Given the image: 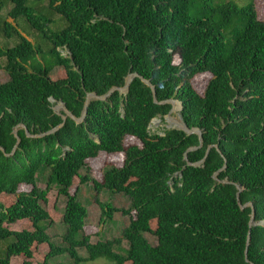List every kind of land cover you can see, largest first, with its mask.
I'll list each match as a JSON object with an SVG mask.
<instances>
[{"label": "trees", "instance_id": "1", "mask_svg": "<svg viewBox=\"0 0 264 264\" xmlns=\"http://www.w3.org/2000/svg\"><path fill=\"white\" fill-rule=\"evenodd\" d=\"M8 1L13 22H3L4 34L18 42L0 46L9 78L0 83V264L19 257L31 264L22 235L48 246L42 264L62 256L69 260L58 264H264V226L250 227L252 208L241 207L252 204L254 221H264V21L254 1L224 2L215 15L192 18L195 0H47L67 23L60 31L29 0ZM22 18L50 49L19 32ZM59 69L65 77L51 78ZM132 74L139 77L127 93L109 94ZM199 74L210 75L202 94L191 81ZM91 93L109 95L90 101L82 123L68 117L47 134L64 122L55 113L60 102L80 119ZM170 100L182 103L186 126L201 131V147L198 134L151 130L155 119L166 123L172 105L162 102ZM128 137L141 145L126 144ZM100 153L125 159L98 181L87 161ZM88 183L128 198L127 209L99 202L101 223L117 212L128 217L119 238L93 243L86 234L89 213L78 195ZM53 190L65 199L57 243L46 209ZM20 222L29 225L23 234L12 229Z\"/></svg>", "mask_w": 264, "mask_h": 264}, {"label": "rangeland", "instance_id": "2", "mask_svg": "<svg viewBox=\"0 0 264 264\" xmlns=\"http://www.w3.org/2000/svg\"><path fill=\"white\" fill-rule=\"evenodd\" d=\"M251 1H254L255 8L257 11L258 18L264 21V0H195L191 6L190 15L192 18L203 16L215 15L213 11L214 7L224 2H234L238 6H245ZM2 6L0 10V46H13L18 41L15 37L11 39V42H8L3 29V22H13L11 19L7 18V12L11 8V3L8 0L2 1ZM28 5L33 7L37 13L46 15L53 19V23L50 26V29L53 31H60L66 25L65 19H63L60 15H58L54 10L49 8L47 0H29ZM217 17V15H216ZM56 20V22H54ZM2 24V25H1ZM18 25L19 32L30 39L31 41L37 43L39 46H42L44 50H48L52 47L51 43L48 42L42 35L33 31L27 22L22 18L16 22ZM226 42L233 41V35L230 33H225ZM8 44V45H7ZM174 63L176 65L180 64L179 58L176 56ZM65 77V71L63 69L57 70L55 73L51 74V78L53 79H61ZM8 75L4 70L0 71V83H4L8 80ZM210 80L209 74H199L193 77L192 84L196 91L202 94ZM180 105L177 103L173 106L172 116L174 119L180 121ZM170 125L167 123H161V120L158 118L154 120L151 124V130L158 131L159 128H169ZM126 144H137L141 145L140 141L133 137H128L126 140ZM124 154L123 153H115V154H107L100 153L96 159H91L87 161V169L90 170L91 175L97 179L98 181L102 180V174L105 168L110 166L122 167L124 164ZM85 172L83 171L82 174ZM74 188L79 185L78 178L75 179ZM40 188L45 187L44 180H40L39 185ZM28 188L22 187L21 191H26ZM81 202L87 207L89 216L86 221L85 232L86 234L91 236V241L96 243L97 241L111 240L113 238H119L122 232V229L128 224V217L123 216L121 213H115L113 219L101 223V209L99 202L106 203L110 202L114 207L118 209H127L129 207V200L123 194H109V192L101 191L100 193H96L93 188L92 183H88L86 185H82L80 187L79 195ZM49 201L46 205V209L50 216L54 221V225L48 230V234L52 237L55 243L61 242L60 235L62 233V218L64 213V201L63 197H59L56 191H52V193L48 197ZM11 201V199H10ZM29 227L25 222H20L16 224L12 229L18 232L26 231ZM151 228L154 230L156 228V222H151ZM23 231V232H24ZM22 232V234H23ZM148 239L152 244L155 243V239L151 235H147ZM23 246L29 248L33 252V258L30 259L31 264H42L44 262L45 255L48 252L47 245H36V244H28L27 238L25 235H22ZM125 245V244H124ZM126 247V246H125ZM83 257H87V253L85 251L81 252ZM24 257L15 258L12 260V264H22L24 261ZM69 260L68 256L58 257L54 260H51V264L65 263ZM83 264H111L109 261L105 259H99L96 261L84 262Z\"/></svg>", "mask_w": 264, "mask_h": 264}, {"label": "water", "instance_id": "3", "mask_svg": "<svg viewBox=\"0 0 264 264\" xmlns=\"http://www.w3.org/2000/svg\"><path fill=\"white\" fill-rule=\"evenodd\" d=\"M137 77H139L138 74H132V75H130V76L127 78V81H126V85H125V87H123V88H121V89H117V88H115V89L111 90V92H110L109 94H111V93H112L113 91H115V90H120L122 93H127V92L129 91V88H130V83L132 82L133 79H135V78H137ZM142 81H143L145 84H147L149 87H151V89H152V91H153V93H154V99H155V102L157 103L156 90L154 89V87L151 86V84H150L148 81H146V80H144V79H142ZM109 94H108V95H109ZM108 95H105V96H98V95L95 94V93L88 94L87 99H86V104H85L84 112H83V115H82V117H81L80 119H76V118H75V117L69 112V110L67 109L66 105H65L63 102H60V103L57 105V107L55 108V113L58 114V115H60V116H62V119H63L64 122H63V124H61L60 126L56 127L55 129H53L52 131L48 132L47 134L55 133V132L58 131L61 127H63L68 117L72 118V119L75 120L77 123H82V122L84 121V119L86 118V116H87V108H88V105H89L90 101H92V100H104V99L107 98ZM51 101L54 102V100H51ZM166 103L171 104L172 106H174L175 104L178 103V104L180 105V111H181V109H182V103L179 102V101H176V100H170V101H167V102H162V104H166ZM61 111H63L65 114L62 115ZM172 111H173V110H171L170 113H169V114L167 115V117H166V120H167L168 123L170 124V127H169V128H174V129L181 130V131L185 132L187 135L198 134V135H199V140H200V146H199V147H201V146H202V134H201V131L198 130V129H193V130L189 129V128L186 126V124L183 122L181 116H180V121L175 120L173 117H171ZM21 127H24V126L22 125ZM17 130H18L17 128L14 129V135H15V137L17 138V141H18V142H17V145L15 146L14 151H13L12 154L15 153V151H16V149H17V147H18V144H19V142H20V138L18 137ZM26 133H27L28 136H29L28 131H26ZM43 136H44V135H43ZM216 148L218 149V146H216ZM192 150H195V148H191V149H189V151H192ZM209 151H210V149L208 150L207 153H209ZM185 159L187 160V155H185ZM198 165H199V164H196V166H198ZM238 188H239V187H238ZM239 194H240V192H239ZM239 194H238V196H239ZM238 202H239V201H238ZM239 205H241L240 202H239ZM241 207H242V209H245V208H248V207H251V208H252V215H251V220H250V227L258 226V225L264 226V221H261V222H259V223H257V222L254 221V219H255V211H254V209H253V205H252V204H246V205L241 206Z\"/></svg>", "mask_w": 264, "mask_h": 264}, {"label": "crops", "instance_id": "4", "mask_svg": "<svg viewBox=\"0 0 264 264\" xmlns=\"http://www.w3.org/2000/svg\"><path fill=\"white\" fill-rule=\"evenodd\" d=\"M172 110H173V108H172ZM172 112H173V111H172ZM171 117H173L172 114H171ZM165 120H166V118H165ZM175 120H176V119H175ZM167 122H168V121L166 120V123H167ZM168 124H169V123H168ZM169 125H170V124H169Z\"/></svg>", "mask_w": 264, "mask_h": 264}, {"label": "clouds", "instance_id": "5", "mask_svg": "<svg viewBox=\"0 0 264 264\" xmlns=\"http://www.w3.org/2000/svg\"><path fill=\"white\" fill-rule=\"evenodd\" d=\"M177 101V100H176ZM172 108H173V106H172ZM180 116V115H179ZM167 117V116H166ZM156 120V119H155Z\"/></svg>", "mask_w": 264, "mask_h": 264}]
</instances>
